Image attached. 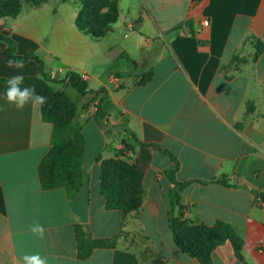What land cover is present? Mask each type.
<instances>
[{"label": "crops", "instance_id": "1", "mask_svg": "<svg viewBox=\"0 0 264 264\" xmlns=\"http://www.w3.org/2000/svg\"><path fill=\"white\" fill-rule=\"evenodd\" d=\"M116 1L117 20L99 40L75 26L82 0H23L16 17L0 18V34L43 70L34 61L10 67L0 42V79H49L60 69L51 85L66 93L69 74H85L80 96L91 97L75 103L83 186L69 197L40 186L38 164L53 140L41 107L18 110L0 93V264L35 253L48 264H201L169 229L173 170L177 182L190 183L180 194L184 218L225 224L241 243L239 252L229 240L217 246L211 264H264V0ZM59 3L75 9L62 13ZM149 71L151 80L138 84ZM100 90L104 119L96 117ZM124 144L144 189L141 207L126 216L107 210L100 193L101 163ZM36 224L42 238L30 231ZM77 226L113 246L79 258Z\"/></svg>", "mask_w": 264, "mask_h": 264}, {"label": "trees", "instance_id": "2", "mask_svg": "<svg viewBox=\"0 0 264 264\" xmlns=\"http://www.w3.org/2000/svg\"><path fill=\"white\" fill-rule=\"evenodd\" d=\"M23 0H0V18L16 17L20 13ZM33 6H38L40 0H25ZM66 1V0H63ZM118 17L116 0H82L80 10L75 19L76 28L90 35L95 40L105 37ZM0 42L6 45L4 58L9 61H21L24 63L34 61L41 75H43L42 61L32 52L19 55L16 52L15 42L0 34ZM257 50V55L260 52ZM152 78V72L145 73L138 84L143 85ZM7 79H0V93L4 95ZM55 83L42 78H24L21 88L34 86L36 93L47 97L46 103L41 107L43 120L49 122L53 128V140L49 151L38 164L37 173L40 186L43 190L65 188L69 197H73L83 186L82 166L85 150V140L79 129L72 125L76 114V104L64 91H55L50 85ZM70 86L81 95H86V83L78 74L70 73ZM102 94L96 117L104 119L102 114L108 108L106 92ZM131 147L124 144V148L117 150L115 156L101 163L100 193L105 200L107 210H118L123 216L136 212L143 201V176L132 159L127 156ZM174 158L168 152L161 151ZM124 157L125 159H122ZM175 170L168 176L173 183L169 193L170 214L169 229L176 247L183 253L197 259L201 264H211V253L226 240L232 243L236 252L241 249V243L233 234L231 228L225 224L217 223L212 227L203 224H190L183 214V208L179 203L181 191L190 183H179L174 178ZM226 184V182L221 181ZM264 202V195L260 196ZM78 255L86 259L96 248L112 247L111 240H95L83 231L79 226L75 228Z\"/></svg>", "mask_w": 264, "mask_h": 264}, {"label": "clouds", "instance_id": "3", "mask_svg": "<svg viewBox=\"0 0 264 264\" xmlns=\"http://www.w3.org/2000/svg\"><path fill=\"white\" fill-rule=\"evenodd\" d=\"M8 63L10 67L13 66V64L17 68H23L24 66L21 61H9ZM23 81L24 77L22 75H14L5 81V100L9 104L14 105L18 110H22L29 102L35 106L42 107L46 103L47 97L36 93L34 86L21 88L20 85ZM30 231L41 238L44 235V228L39 224L31 226ZM22 261L23 264H48V258L46 256H41L39 253L24 254L22 256Z\"/></svg>", "mask_w": 264, "mask_h": 264}, {"label": "rangeland", "instance_id": "4", "mask_svg": "<svg viewBox=\"0 0 264 264\" xmlns=\"http://www.w3.org/2000/svg\"><path fill=\"white\" fill-rule=\"evenodd\" d=\"M52 7H53V5L52 4H45L44 5V7H43V9H42V13H41V16H42V18H44V15H45V13L48 11V10H50V9H52ZM57 7L59 8H61L62 10H61V12L62 13H64V11H66L67 13L66 14H68V13H70L73 9H75V5L74 4H72V3H59L58 5H57ZM48 78H49V74H48ZM48 80H50V81H54V82H59L60 80H59V77L57 76L55 79H51V78H49ZM50 88L52 89V90H55V91H60V88L58 87V86H56V85H50ZM66 93H67V95L70 97V99L74 102V103H78V101L79 100H84V101H86V100H90L91 99V97L90 96H87V97H85V96H80V94L77 92V91H75L73 88H69V89H67V91H66ZM73 121V120H72ZM74 123H72V125H73ZM74 127H76L75 125H73ZM77 128V127H76Z\"/></svg>", "mask_w": 264, "mask_h": 264}, {"label": "built area", "instance_id": "5", "mask_svg": "<svg viewBox=\"0 0 264 264\" xmlns=\"http://www.w3.org/2000/svg\"><path fill=\"white\" fill-rule=\"evenodd\" d=\"M203 27H205V26H207L208 25V23H207V21H203L202 22V24H201ZM60 73H62V70H58V71H52V72H49L48 74H49V78H51V79H55L57 76H59V74ZM79 77H80V79L81 80H83V81H85L86 79H87V77H86V75L85 74H80L79 75Z\"/></svg>", "mask_w": 264, "mask_h": 264}]
</instances>
